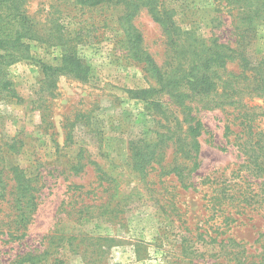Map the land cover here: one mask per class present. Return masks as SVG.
<instances>
[{
    "label": "rangeland",
    "instance_id": "rangeland-1",
    "mask_svg": "<svg viewBox=\"0 0 264 264\" xmlns=\"http://www.w3.org/2000/svg\"><path fill=\"white\" fill-rule=\"evenodd\" d=\"M167 1L179 16L183 3L182 28L194 24L201 36L234 42L245 30L247 10ZM17 5H0L2 23L16 31L27 22L35 37L26 60L5 65L0 52V175L14 169L32 179L36 210L24 227L11 226L20 239L0 233L2 264L33 249L55 264H264V130L250 154L238 120L240 112L261 119L262 100L245 98L243 109L192 105L202 129L187 137L167 90L129 52L119 6ZM251 24L244 44L264 58V18ZM132 25L156 65L168 62L166 35L149 15ZM68 56L81 75L62 69ZM8 192L1 183L0 225L16 215Z\"/></svg>",
    "mask_w": 264,
    "mask_h": 264
},
{
    "label": "trees",
    "instance_id": "trees-1",
    "mask_svg": "<svg viewBox=\"0 0 264 264\" xmlns=\"http://www.w3.org/2000/svg\"><path fill=\"white\" fill-rule=\"evenodd\" d=\"M17 1L0 0V5L4 7L9 4L14 12H18ZM76 1L78 4L87 7L101 5V8H104L112 5L121 8L119 11L121 13L120 20L128 24L126 40L129 52L134 59L143 64L144 69L155 79L158 85L167 90L170 100L174 102L181 113L182 118L178 123L186 127L187 137L195 139L201 135L202 123L193 114V107L196 104L202 105L205 109H219L227 106L243 109L244 99L253 96L261 99L264 105V58L250 56L244 44L245 37L252 36L254 32L252 31L254 26L251 24L253 19L264 18V0H213L215 7L223 5L222 9H225L228 6H233L239 8L241 12L247 10L249 13L245 18L246 20L242 19L241 22L245 30L239 36V41L234 42H223L214 34L208 37L201 36L194 29V24L187 25L185 29L182 28L180 20L184 17L183 3L180 6L182 10L180 13L183 14L179 16L176 8H172L167 0ZM141 11L147 13L166 35L169 61L162 66H157L151 55L143 48V38L132 25V21ZM218 19L216 16L211 22ZM222 21L221 18L220 23ZM5 25L0 16V52L4 53L1 61L5 65H10L19 60H26L30 49L27 41L33 39L35 33L24 21L20 29L16 31ZM231 65L237 66L239 72L229 70ZM63 66L62 69H69L71 73L77 76L82 74L80 61L71 56L63 59ZM192 105L194 106L192 107ZM238 120L244 130L247 131L245 137L249 143L247 145L248 153L256 154L261 143L257 137L264 130V114L261 115V119H258L256 114L248 115L240 112ZM176 143L186 157L191 155L192 150L186 148L187 145L183 144L181 140ZM193 143L194 146L191 149L195 148V152H198V142L193 140ZM142 164L144 162L139 164V169L144 167ZM255 167V169H260L259 165H255ZM178 172V170L172 171L181 180V173ZM6 173H12V175H0V182L4 183L5 190L9 187L8 196L11 197L16 215L13 220L9 221V224L0 225V233L8 237L9 240H18L20 239L16 235L18 230H13L11 226L15 225L20 228L24 227L27 221L29 222L30 216L36 210L35 187L32 179L24 174L16 173L14 169H10ZM8 182L12 184H8ZM1 197L5 199L6 192ZM4 228L7 229L5 232H3ZM45 251L38 255L37 250L33 249L23 255H16L14 263L55 264L58 260L48 263L46 259H40L44 253L47 254ZM0 264H2L1 259Z\"/></svg>",
    "mask_w": 264,
    "mask_h": 264
}]
</instances>
